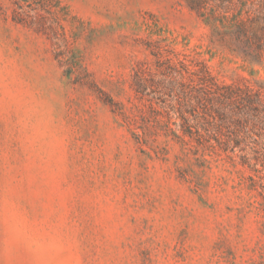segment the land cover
<instances>
[{"label": "rangeland", "instance_id": "1", "mask_svg": "<svg viewBox=\"0 0 264 264\" xmlns=\"http://www.w3.org/2000/svg\"><path fill=\"white\" fill-rule=\"evenodd\" d=\"M230 1L236 32L191 0H0V264H264V168L239 157L264 130L178 142L131 85L156 51L264 85V0Z\"/></svg>", "mask_w": 264, "mask_h": 264}, {"label": "trees", "instance_id": "2", "mask_svg": "<svg viewBox=\"0 0 264 264\" xmlns=\"http://www.w3.org/2000/svg\"><path fill=\"white\" fill-rule=\"evenodd\" d=\"M232 1L210 3L208 0H191L190 7L203 20L218 30V25L229 32L244 29L246 21L240 13H232ZM259 19L264 27V15H251L248 20ZM227 20V24L225 21ZM242 24L243 26L241 27ZM262 36L253 34L251 38ZM154 60L138 62L132 70L131 85L137 97L158 105L167 114H176L177 126L172 138L181 143H192L224 153L247 145L250 131L255 127L264 130V85H240L219 81L204 61L174 59L161 51L153 52ZM250 130V131H249ZM179 131V132H178ZM218 152V153H219ZM240 162L264 168V149L240 153ZM264 210V184H260Z\"/></svg>", "mask_w": 264, "mask_h": 264}]
</instances>
